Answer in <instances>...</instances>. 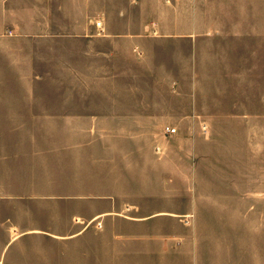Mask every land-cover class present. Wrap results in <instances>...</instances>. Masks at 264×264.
<instances>
[{"label":"crops","instance_id":"1","mask_svg":"<svg viewBox=\"0 0 264 264\" xmlns=\"http://www.w3.org/2000/svg\"><path fill=\"white\" fill-rule=\"evenodd\" d=\"M56 1L0 0V264H264L219 207L235 192L198 199L192 175L220 118L203 56L262 54L264 0H131L82 26Z\"/></svg>","mask_w":264,"mask_h":264},{"label":"rangeland","instance_id":"2","mask_svg":"<svg viewBox=\"0 0 264 264\" xmlns=\"http://www.w3.org/2000/svg\"><path fill=\"white\" fill-rule=\"evenodd\" d=\"M130 1L90 0L87 5L77 0L76 5H68L66 0H58L53 19L66 18L74 6L73 16L82 26L87 19L115 14ZM243 52L236 45L233 50L217 48L203 56L202 62L214 69L210 73L214 92L211 97L206 95L209 102L203 107L220 118L208 120V133L205 131L195 143L199 157L192 159L197 162L192 175L203 179L196 189L198 199L209 190L214 191L213 196L235 192L234 199H220L219 207L235 210L231 223L242 226L236 235L254 241L264 240V50L260 54L259 46L252 45L246 57ZM209 201L198 205L204 215L214 212L216 202ZM244 209H250L245 217Z\"/></svg>","mask_w":264,"mask_h":264},{"label":"built area","instance_id":"3","mask_svg":"<svg viewBox=\"0 0 264 264\" xmlns=\"http://www.w3.org/2000/svg\"><path fill=\"white\" fill-rule=\"evenodd\" d=\"M100 25H101L100 22H97V23H96V26H97V27H100ZM164 131H165L166 133L173 134V133L176 132V129H175V128H171V127H165Z\"/></svg>","mask_w":264,"mask_h":264}]
</instances>
